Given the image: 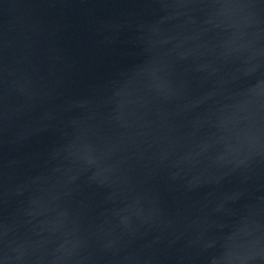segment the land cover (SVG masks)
I'll list each match as a JSON object with an SVG mask.
<instances>
[{
    "label": "water",
    "instance_id": "obj_1",
    "mask_svg": "<svg viewBox=\"0 0 264 264\" xmlns=\"http://www.w3.org/2000/svg\"><path fill=\"white\" fill-rule=\"evenodd\" d=\"M0 264H264V0H0Z\"/></svg>",
    "mask_w": 264,
    "mask_h": 264
}]
</instances>
